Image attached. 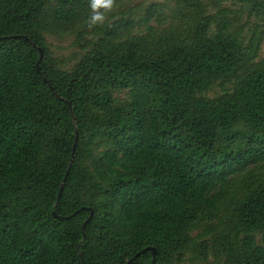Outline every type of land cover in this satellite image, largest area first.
Wrapping results in <instances>:
<instances>
[{
  "label": "trees",
  "instance_id": "1",
  "mask_svg": "<svg viewBox=\"0 0 264 264\" xmlns=\"http://www.w3.org/2000/svg\"><path fill=\"white\" fill-rule=\"evenodd\" d=\"M104 1L0 0V264H264V0Z\"/></svg>",
  "mask_w": 264,
  "mask_h": 264
},
{
  "label": "rangeland",
  "instance_id": "2",
  "mask_svg": "<svg viewBox=\"0 0 264 264\" xmlns=\"http://www.w3.org/2000/svg\"><path fill=\"white\" fill-rule=\"evenodd\" d=\"M158 4L162 13L160 21L151 20L150 25L154 26L157 30L168 24L170 9L172 8V0H105L104 3L95 9L92 13L95 22L92 19V25L108 22L114 18H127L133 17L137 21L134 32H143L144 25L139 23V17L145 13V8L151 4ZM47 42L55 56L59 58H69L78 48L73 46V36H46ZM261 54L264 55V44L261 49ZM220 87H215L213 91L209 92L210 96L218 93ZM213 256L210 255L207 262L198 261L196 264H220L221 260L213 261ZM184 264H189L187 261Z\"/></svg>",
  "mask_w": 264,
  "mask_h": 264
},
{
  "label": "water",
  "instance_id": "3",
  "mask_svg": "<svg viewBox=\"0 0 264 264\" xmlns=\"http://www.w3.org/2000/svg\"><path fill=\"white\" fill-rule=\"evenodd\" d=\"M25 39L28 40L27 38H25ZM41 57H42V52H41V50H39V60L41 59ZM46 81H47V80H46ZM72 117H73V120H74L73 113H72ZM76 141H77V135L75 136V140H74V144H73V149H72V151H74V149H75ZM71 161H72V158H71L70 162H71ZM62 185H63V181L61 182V185H60V189H59V193H58V198H59V196H60V192H61ZM91 215H92V211L90 210V217H91ZM85 223H86V222H84V224H85ZM84 224H83V226H82V231H83V232H84ZM144 250H150V251L152 252V263H153V258H154L155 250H154L152 247H146ZM137 255H138V253L135 254V255L131 258V260H133L135 257H137ZM131 260H129L126 264H129Z\"/></svg>",
  "mask_w": 264,
  "mask_h": 264
},
{
  "label": "clouds",
  "instance_id": "4",
  "mask_svg": "<svg viewBox=\"0 0 264 264\" xmlns=\"http://www.w3.org/2000/svg\"><path fill=\"white\" fill-rule=\"evenodd\" d=\"M93 22H95V18H93Z\"/></svg>",
  "mask_w": 264,
  "mask_h": 264
}]
</instances>
